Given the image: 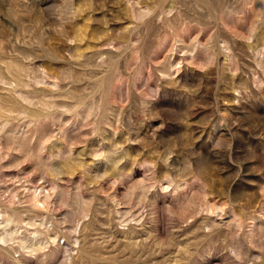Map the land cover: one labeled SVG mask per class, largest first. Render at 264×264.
<instances>
[{
    "label": "rangeland",
    "instance_id": "1",
    "mask_svg": "<svg viewBox=\"0 0 264 264\" xmlns=\"http://www.w3.org/2000/svg\"><path fill=\"white\" fill-rule=\"evenodd\" d=\"M0 264H264V0H0Z\"/></svg>",
    "mask_w": 264,
    "mask_h": 264
}]
</instances>
